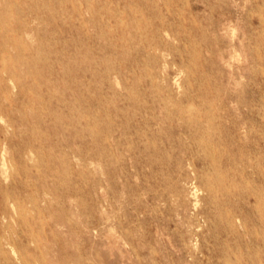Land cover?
Instances as JSON below:
<instances>
[{
    "label": "rangeland",
    "instance_id": "obj_1",
    "mask_svg": "<svg viewBox=\"0 0 264 264\" xmlns=\"http://www.w3.org/2000/svg\"><path fill=\"white\" fill-rule=\"evenodd\" d=\"M252 188L264 0H0V264H238Z\"/></svg>",
    "mask_w": 264,
    "mask_h": 264
},
{
    "label": "bare ground",
    "instance_id": "obj_2",
    "mask_svg": "<svg viewBox=\"0 0 264 264\" xmlns=\"http://www.w3.org/2000/svg\"><path fill=\"white\" fill-rule=\"evenodd\" d=\"M1 163L3 170L5 169L4 151L2 152ZM262 191L260 188H252L247 192L248 199L253 198L256 203L253 207L247 205L244 216L240 218L244 237L242 249L237 250L238 264H264V193ZM10 200H13L10 195L0 189V228L2 229L8 228L14 218L13 212L8 210ZM18 211L19 209L17 210L15 207V212ZM18 213L21 217V211ZM2 237L3 235L0 234V246Z\"/></svg>",
    "mask_w": 264,
    "mask_h": 264
}]
</instances>
